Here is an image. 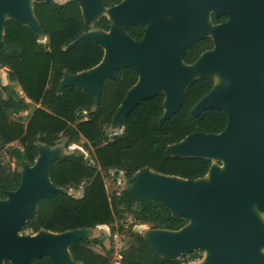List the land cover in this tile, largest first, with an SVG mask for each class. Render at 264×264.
I'll use <instances>...</instances> for the list:
<instances>
[{
  "label": "water",
  "instance_id": "1",
  "mask_svg": "<svg viewBox=\"0 0 264 264\" xmlns=\"http://www.w3.org/2000/svg\"><path fill=\"white\" fill-rule=\"evenodd\" d=\"M50 1L0 0V47H4L9 20L44 37L33 5ZM75 1L86 24L93 26L106 16L112 28L108 32L91 30L81 37L104 49L103 60L76 75L65 73L58 91L80 88L95 97L97 106L105 83L115 80L120 69L135 71L138 82L128 91L111 126L123 128L122 121L141 101L160 93L165 96L163 124L178 112L194 81L222 77L191 114L199 117L207 110L223 111L228 118L225 130L193 133L168 146L167 153L220 158L225 167L221 170L212 164L206 177L197 180L149 168L135 173L125 190L138 200L140 208L157 199L174 216L188 220L179 231L159 229L153 238H143L158 256L167 259L202 250L207 252L204 264H264V224L256 219V213L264 211V0H123L112 8H106L103 0ZM5 13L8 17L4 18ZM210 13L228 20L214 25ZM164 14L172 20H159ZM151 20L155 21L149 25ZM132 25L146 26L142 40L129 36L127 29ZM207 37L212 38L214 48L194 64H185L187 49ZM1 92L4 90L0 89V97L6 98ZM37 148L34 165L21 166L24 174L20 172L19 188L0 201V264L3 259L10 264H33L45 257L53 264H78L70 247L88 239L86 232L92 229L18 235L27 222L35 220L42 200L68 193L50 179L53 163L67 150L57 152L44 144ZM254 205L258 208L255 214L250 211Z\"/></svg>",
  "mask_w": 264,
  "mask_h": 264
},
{
  "label": "trees",
  "instance_id": "2",
  "mask_svg": "<svg viewBox=\"0 0 264 264\" xmlns=\"http://www.w3.org/2000/svg\"><path fill=\"white\" fill-rule=\"evenodd\" d=\"M123 0H103L106 8ZM34 13L47 38L41 42L37 34L22 23L9 20L5 25L4 47H0V66L6 68L8 85L3 87L6 98L0 97V150L7 148L8 156L17 167L33 166L38 157V144L54 147L62 137L68 143L84 139L96 166L84 154L69 151L55 161L50 169L52 184L68 193L42 200L36 218L27 222L23 230L38 233H65L78 229L106 226L113 230L116 215L128 213L136 223L150 224L155 229L179 231L188 224L186 218L174 216L159 200L151 199L140 208L138 200L127 190L108 195L102 171L114 170L131 179L138 171L149 168L168 176L197 180L206 177L213 162L206 158L173 157L167 153L170 145L193 133L220 134L228 124L227 115L220 110H207L199 117L191 111L214 87L213 77L194 81L187 89L178 112L163 124L164 94L141 101L122 121L123 132L110 138L106 128L128 91L138 82V74L129 69L119 70L115 80L105 83L99 104L93 95L76 87H66L61 93L59 84L64 74L76 75L101 63L104 49L92 40L81 37L93 29L110 31L112 22L101 17L93 26L85 23L80 5L75 0L60 4L35 3ZM227 16L212 23H225ZM145 25H132L129 36L140 41ZM6 48V50H4ZM214 48L212 38L201 39L189 47L184 56L187 65ZM19 87L24 97H20ZM29 101V102H28ZM30 103L40 105L24 120L15 121L13 114L30 110ZM17 144V145H16ZM22 181L18 169L3 164L0 156V201L7 193L16 191ZM84 186L80 198L69 190ZM134 243L123 249L120 264H182L158 256L140 233ZM92 245L105 249L103 241L81 240L70 247V254L78 264H111L112 250L96 252ZM197 256L192 255V259ZM5 264H10L6 262ZM33 264H53L45 257Z\"/></svg>",
  "mask_w": 264,
  "mask_h": 264
},
{
  "label": "rangeland",
  "instance_id": "3",
  "mask_svg": "<svg viewBox=\"0 0 264 264\" xmlns=\"http://www.w3.org/2000/svg\"><path fill=\"white\" fill-rule=\"evenodd\" d=\"M53 1L63 4L67 0H53ZM212 14L213 13H210V17ZM3 16L4 18L8 17V13H5ZM209 19L211 20V18ZM155 20L148 21V24L151 25ZM159 20L168 22L172 20V16L168 14H164L160 16ZM123 29L125 30V26L123 27ZM96 30L97 29H93L92 31H96ZM40 39L41 42H43L44 44L47 43V38L41 37ZM213 77L216 83H219L222 78L220 75L219 76L215 75ZM8 84L9 82L7 80L6 68L0 66V89H3V87ZM15 90L20 97H24L19 87H15ZM4 94L5 92H1V95ZM30 104H31L30 110L28 112L21 114H13L11 116L12 119L15 121L24 120L26 116L29 115L35 108L40 107V105H36L33 103ZM122 132H123V128L121 127L110 125L109 127L106 128V133L109 135L110 138H113L114 135L121 134ZM53 150L57 152H62L63 150H69V151L82 153L84 154V156L90 162L91 165L96 166L92 156L89 153L88 147L86 145V141L84 139L79 140L77 143H68L67 139L62 137L60 141L57 143V145L53 147ZM0 156L4 165L12 169H18L19 172L24 174V168L23 167L18 168L15 161L8 156L7 148L0 150ZM212 160H213V166L221 170L224 169L225 164L222 159L213 158ZM102 175L104 177L107 192L110 197L113 194L119 193L131 186L129 179L125 178L123 173H116L114 170H110V171H102ZM83 189L84 186H80L78 188L69 190V193L73 194L77 198H80L83 195ZM257 210L258 208L256 207V205L250 208V211L253 214H255ZM256 219L260 223L264 224V211H258L256 213ZM158 230L159 229H155L150 224L136 223L128 213H119L116 215V221L113 230H111V228L109 227H97L96 229H92L86 232V236L90 241H93L94 239H99L103 241L105 249H102L98 245H92V248L96 252L101 254H105L106 250H112L113 254L111 256V264H120L121 257L119 256V254L123 249L134 243L135 239L133 236L135 233H140L143 237H146L147 239H151L154 237L155 233L158 232ZM18 235L25 236V235H37V234L36 233L34 234L29 230L25 231L22 229L21 231H19ZM262 252L264 253V248H262ZM192 255L197 256V258L192 259ZM206 257H207V252L199 250L190 254L189 253L182 254L178 259L183 261L182 264H204L206 262ZM6 262H7L6 260L4 259L2 260V264H5Z\"/></svg>",
  "mask_w": 264,
  "mask_h": 264
},
{
  "label": "bare ground",
  "instance_id": "4",
  "mask_svg": "<svg viewBox=\"0 0 264 264\" xmlns=\"http://www.w3.org/2000/svg\"><path fill=\"white\" fill-rule=\"evenodd\" d=\"M49 236L53 237L52 235L49 234ZM69 257V256H68Z\"/></svg>",
  "mask_w": 264,
  "mask_h": 264
},
{
  "label": "crops",
  "instance_id": "5",
  "mask_svg": "<svg viewBox=\"0 0 264 264\" xmlns=\"http://www.w3.org/2000/svg\"><path fill=\"white\" fill-rule=\"evenodd\" d=\"M99 227H106V226H99Z\"/></svg>",
  "mask_w": 264,
  "mask_h": 264
},
{
  "label": "flooded vegetation",
  "instance_id": "6",
  "mask_svg": "<svg viewBox=\"0 0 264 264\" xmlns=\"http://www.w3.org/2000/svg\"><path fill=\"white\" fill-rule=\"evenodd\" d=\"M212 17H213V15H212Z\"/></svg>",
  "mask_w": 264,
  "mask_h": 264
}]
</instances>
